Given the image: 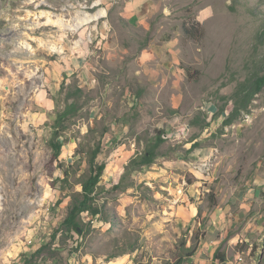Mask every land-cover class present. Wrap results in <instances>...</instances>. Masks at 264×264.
Masks as SVG:
<instances>
[{
    "label": "rangeland",
    "instance_id": "rangeland-1",
    "mask_svg": "<svg viewBox=\"0 0 264 264\" xmlns=\"http://www.w3.org/2000/svg\"><path fill=\"white\" fill-rule=\"evenodd\" d=\"M131 1L0 0V264H175L242 188L246 196L258 190L259 204L242 208L222 246L239 235L233 253L242 247L245 260L264 264V87L256 86L264 0H145L149 30L131 24ZM84 13L99 18L72 29ZM184 23H199L203 37H189ZM150 39L174 43L179 54L178 73L156 87L134 67ZM70 59L78 69H68ZM65 112L58 140L68 182L51 162L54 123ZM158 130L168 141L155 162L118 175ZM98 143L107 165L101 214L85 215L84 236L62 233Z\"/></svg>",
    "mask_w": 264,
    "mask_h": 264
},
{
    "label": "crops",
    "instance_id": "crops-1",
    "mask_svg": "<svg viewBox=\"0 0 264 264\" xmlns=\"http://www.w3.org/2000/svg\"><path fill=\"white\" fill-rule=\"evenodd\" d=\"M130 12L127 13V16L131 22V24H136L137 26H143L146 30H149V20L151 19L152 14V5L148 1H131L128 3ZM133 7V8H131ZM178 56L179 54L174 48V43L168 41H157L155 39H150L145 47L141 49V51L137 54L134 60V67L136 71V76H139L141 81H145L149 83L151 86L156 87L162 83L165 78H170L176 75L179 70L178 67ZM71 65L68 69L79 68L74 63L72 59ZM81 64V63H79ZM81 68L85 67V63L81 64ZM66 69H64L65 71ZM90 68L88 67V73L90 74ZM88 74V75H89ZM91 76V74H90ZM92 77V76H91ZM246 188H242L238 191L236 199H232L231 203H227L223 206H219V208L215 209L213 215H211V226L206 229V232L203 230L205 234V238L203 237L200 241L194 256L192 257V264H255V256L252 255L250 258V262L244 259V251L241 253H236L232 251L235 250L237 245L239 235L235 238H231L228 245L225 248V244L222 246V242L229 235L232 227H235L237 224H241V214L242 208H246V206H254L259 204L258 194L259 191L250 188L248 195L246 196L245 192ZM238 200V202H237ZM248 201V205L244 202ZM229 201V200H227ZM233 201V202H232ZM234 202H237L235 207ZM241 206V207H240ZM239 208V209H238ZM237 209V210H235ZM256 216V213L253 216ZM257 217H255V221ZM202 224H200L201 226ZM252 230H260V226L252 227ZM219 234V235H218ZM248 247L253 246L252 242L247 243L244 241ZM243 242V243H244ZM235 244V247L233 246ZM253 248V247H252ZM217 251H222L226 254V261L223 263H217L214 260L215 254ZM236 258L232 259L233 256ZM239 258H242L241 261ZM98 264H130V260L126 258L120 259H111V260H103L97 262Z\"/></svg>",
    "mask_w": 264,
    "mask_h": 264
},
{
    "label": "trees",
    "instance_id": "trees-1",
    "mask_svg": "<svg viewBox=\"0 0 264 264\" xmlns=\"http://www.w3.org/2000/svg\"><path fill=\"white\" fill-rule=\"evenodd\" d=\"M183 29L185 33L193 38V39H200L203 37L204 32L200 28L199 23L193 24H186L184 23ZM187 76L189 79H197V72L194 74L190 71V69L186 70ZM256 86H258V90L264 87V75L257 78ZM67 117L66 112L61 114L57 120L55 121V132L53 136V140L51 141V147L53 150V154L51 156V162L54 164V168L62 170L64 174V179H59L62 182H68L69 178V170L65 163L60 159L62 154V149L64 143L58 140L60 135V129L62 128V121ZM228 124V122H226ZM168 141V137L165 131L158 130L156 136L154 137L153 141L144 149L137 151L129 161L122 167L121 171L118 175L122 174L123 176H127V174H133L136 171H142L146 167L151 166L157 156L159 148ZM199 146L198 143H194L189 150H194ZM102 151V146L98 143L94 149L91 150L89 157H88V169L82 175H80L79 180L77 183L81 186V191H74L72 192L71 196V203L68 208V212L66 217L61 221L59 225V231L62 233H76L79 236L86 235L87 229V222L85 220V215L87 214L89 217H97L101 214V208L97 202V195L103 189L100 185L101 179L103 174L107 168L106 163H100L98 161V156ZM120 180V183L117 186L121 185L122 180H125V177ZM211 206H216L217 201L214 197L210 199ZM199 210V214H200ZM198 245L193 247H188L186 249V254L184 258H190L194 256ZM245 249L240 247L239 251H244ZM255 250L254 248L252 249ZM39 254V253H38ZM34 256V255H33ZM118 255H113L109 257H117ZM36 257V255L34 256ZM180 259L175 264H184L186 261L185 259ZM215 262L223 263L226 261V254L222 251H217L214 257ZM25 264H37L34 260H26ZM260 264V263H259Z\"/></svg>",
    "mask_w": 264,
    "mask_h": 264
},
{
    "label": "bare ground",
    "instance_id": "bare-ground-1",
    "mask_svg": "<svg viewBox=\"0 0 264 264\" xmlns=\"http://www.w3.org/2000/svg\"><path fill=\"white\" fill-rule=\"evenodd\" d=\"M97 18H99V13L98 14L84 13L78 16L76 22L72 24L70 27L74 30H77L83 25L90 23L91 21L96 20ZM240 260L242 261L243 259Z\"/></svg>",
    "mask_w": 264,
    "mask_h": 264
},
{
    "label": "built area",
    "instance_id": "built-area-1",
    "mask_svg": "<svg viewBox=\"0 0 264 264\" xmlns=\"http://www.w3.org/2000/svg\"><path fill=\"white\" fill-rule=\"evenodd\" d=\"M239 259H242V258H239Z\"/></svg>",
    "mask_w": 264,
    "mask_h": 264
}]
</instances>
